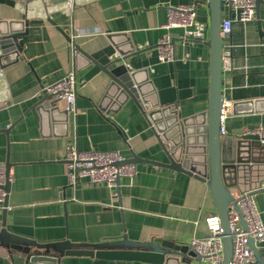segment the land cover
Instances as JSON below:
<instances>
[{"label": "crops", "instance_id": "crops-1", "mask_svg": "<svg viewBox=\"0 0 264 264\" xmlns=\"http://www.w3.org/2000/svg\"><path fill=\"white\" fill-rule=\"evenodd\" d=\"M182 2L195 5L208 38V0L0 1V20L12 25L21 21L23 27L17 36V54L1 55L0 50V128L10 125L7 133L0 129V162H10L8 231L39 243L64 239L95 243L125 234L133 241L187 245L192 236L205 234V215L217 212L207 179L156 162L168 158L145 115L152 100L158 106L177 107L181 116L208 107L207 38L182 41L181 28L162 27L167 6ZM258 10L260 28L255 17L235 20L222 36V46L230 49V68L222 67L220 81L222 99L229 102L223 122L225 133L231 135L264 128V4ZM228 12L222 4V16ZM95 26L98 32H81L73 41L87 53L118 45L125 55L121 61L134 71L142 89L145 109L133 98L120 102L108 94L110 77L98 59L74 52L68 37L72 28ZM166 33L173 38L174 59L162 61L156 43ZM70 69L76 77V112L66 109L64 99L36 107L43 86ZM70 144L81 149H118L124 157L136 154L148 160L135 161L133 179L121 176L113 188L85 177L72 184L64 159ZM256 155L260 161L242 167L237 183L229 189L235 197L243 189H254L255 206L264 220V149ZM255 245L264 260V238ZM31 248L57 257L55 262L40 264H92L94 260L85 253L60 255L52 248ZM174 256L176 260L162 264H183L179 255ZM29 262L33 261L27 256L20 259L0 252V264ZM130 263L152 264L141 259ZM188 264L199 263L191 258Z\"/></svg>", "mask_w": 264, "mask_h": 264}, {"label": "water", "instance_id": "water-1", "mask_svg": "<svg viewBox=\"0 0 264 264\" xmlns=\"http://www.w3.org/2000/svg\"><path fill=\"white\" fill-rule=\"evenodd\" d=\"M1 2H12L13 0H0ZM264 4V0H255V20L258 28H260L259 5ZM209 9L208 20V38L206 43L210 50V78H209V94L208 107L206 110L192 114L181 116L177 107L171 104L166 106H158L157 102H149V110L145 115L150 123L156 138L159 140L162 150L168 158V162L156 161L162 165L169 166L183 172L194 173L200 178H206L215 201V208L220 218V226L222 228V243L224 251L223 264H231L232 244L230 235V225H228V206L235 208L236 199L233 192L229 189L230 184H236L240 176L239 170L242 167H251L260 161L256 155L264 149V145L260 142V137L255 132H241L238 135L230 133H221L220 119L222 96H221V54H222V34L220 32V22L222 18L221 8L222 0H208ZM9 24L0 20V50L1 55L8 51L18 52L17 36L23 33L22 23L14 22ZM68 36V35H67ZM70 38V36H68ZM173 42V38H172ZM74 44V52L85 53L89 59H98L99 66L107 72L110 77L108 84V94L115 96L120 102L127 98H133L139 104L146 103L142 98V89L136 84L134 71L127 69L121 61L124 58L122 49L115 43L105 47L95 53L85 52L78 43ZM119 52L115 55V52ZM17 57H14L16 59ZM111 92V93H110ZM54 100L51 94L44 91L39 100L35 102L36 107L50 106ZM143 106V104H142ZM145 109L146 107L143 106ZM10 125L1 130H9ZM201 151V156L196 153ZM256 155V156H255ZM148 160L132 154V157H126L125 161ZM153 160V159H150ZM149 160V161H150ZM5 182L2 185L5 194L1 206L2 218L0 221V252L9 253L15 258H24L33 262H55L56 256L51 254L33 252L32 246L49 248L57 251L60 255L64 253L89 254L94 257L92 264H131L133 259H141L148 263L157 262L162 264L170 260H176L177 256L183 253L190 255L187 260L180 256L183 264L190 263L193 258L200 264V256L192 249L190 244L180 245L169 241H161L156 243L153 241L130 240L125 234L110 240H99L95 243H78L71 242L68 239L54 242L39 243L32 239H27L14 232H10L5 227V218L9 210L8 191L10 187L9 166L10 162H5ZM204 168L207 169L205 173ZM232 180L227 182V175ZM116 178V185L119 182ZM241 223L244 221L241 217ZM245 227V225H244ZM248 242L253 250L255 260L260 264H264L255 242L252 238H248ZM88 245L82 246V245Z\"/></svg>", "mask_w": 264, "mask_h": 264}, {"label": "built area", "instance_id": "built-area-1", "mask_svg": "<svg viewBox=\"0 0 264 264\" xmlns=\"http://www.w3.org/2000/svg\"><path fill=\"white\" fill-rule=\"evenodd\" d=\"M28 2L30 0H19ZM72 2V0H69ZM222 4L228 8V15L222 16L220 22V32L223 35L229 33L232 23L235 20L250 21L255 17V0H222ZM166 19L162 27L181 28L180 39L200 40L207 38L206 24L199 21L195 15V5L192 3H178L169 5L166 8ZM98 27L84 29L73 27L70 32V42L77 34L98 32ZM221 66L230 68V49L221 46ZM158 58L162 61L174 59L172 36L166 33L160 37L156 43ZM128 65V63H126ZM75 71L68 70L66 74L51 83L43 86L42 91L49 92L54 100L64 99L65 107L76 112L75 97ZM143 106H147L142 102ZM229 107L227 99H222L220 119L222 120L220 132L225 133L224 116ZM243 132H256L260 137V142L264 145V128L247 130ZM241 132L236 133L238 135ZM65 172L69 182L76 184L81 177H85L89 182H105L110 187H115L116 178L125 176L133 179L136 172V164L133 161H125L126 157L118 150L101 149H81L76 144H70L64 155ZM5 163L0 162V207L2 206L5 191L2 185L5 182ZM254 189H243L235 197L236 206L240 211L228 206V225H230V235L232 244L231 264H260L255 260L253 250L248 242V238L258 242L264 238V220L260 217L258 207L255 206ZM241 217L244 225L241 223ZM207 226L205 234L192 236L188 244L200 256V261L207 264H223L224 251L222 243V228L217 212H209L204 217ZM26 264H40L39 262H29ZM157 264V263H152Z\"/></svg>", "mask_w": 264, "mask_h": 264}]
</instances>
